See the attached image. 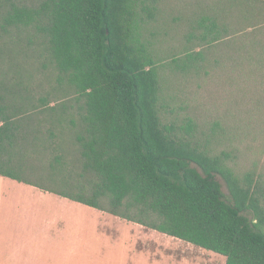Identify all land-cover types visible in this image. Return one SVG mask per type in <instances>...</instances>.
<instances>
[{
	"label": "trees",
	"instance_id": "trees-1",
	"mask_svg": "<svg viewBox=\"0 0 264 264\" xmlns=\"http://www.w3.org/2000/svg\"><path fill=\"white\" fill-rule=\"evenodd\" d=\"M181 2L0 0V176L264 264L262 182L171 107L210 82L264 124V0Z\"/></svg>",
	"mask_w": 264,
	"mask_h": 264
},
{
	"label": "rangeland",
	"instance_id": "rangeland-1",
	"mask_svg": "<svg viewBox=\"0 0 264 264\" xmlns=\"http://www.w3.org/2000/svg\"><path fill=\"white\" fill-rule=\"evenodd\" d=\"M181 1L184 6V2L191 3L193 0ZM172 19L170 17L169 21ZM199 83L181 85L182 89L174 91L171 107L180 112L181 117L188 115L194 118L205 133L214 131L218 149L227 151L233 158L230 166L240 177L251 173L254 182H262L253 184L260 187L263 193L260 196L264 197V124L261 116L254 110L249 114H237L230 108L233 101L230 94H227L230 89L224 90V87H217L210 82L198 86ZM220 183L222 192L227 195L223 181ZM7 211L3 209L1 212L4 214L0 216V264H129L124 253L120 254L104 245L107 236L98 234L97 240L95 239L91 232L94 222L91 219L84 222L85 227L81 231V237L87 243H82L80 249L73 250L58 247L46 237H36L30 230L20 229L19 222L12 220L11 213L8 214ZM248 217L252 218L253 215L249 214ZM109 240L112 241L113 238ZM138 247L140 251L153 249V245L149 243H142ZM167 250L164 254L174 259L172 264H225L222 257L204 251L197 255L193 248L194 252H188L184 247L179 249V246L171 245ZM161 261L166 262L160 260L159 264Z\"/></svg>",
	"mask_w": 264,
	"mask_h": 264
},
{
	"label": "crops",
	"instance_id": "crops-1",
	"mask_svg": "<svg viewBox=\"0 0 264 264\" xmlns=\"http://www.w3.org/2000/svg\"><path fill=\"white\" fill-rule=\"evenodd\" d=\"M3 209L9 210L7 213H11V218L16 223L19 222L20 229L30 230L36 237H46L58 247L73 250H78L82 243H87L82 238L81 231L85 227L84 222L91 219L94 221L91 232L95 239L97 240L98 234L107 236L104 245L110 250L124 253L129 264H159L160 260L166 261H161L160 264H172L174 259L165 255L167 247L171 245L179 246V249L184 247L188 252L195 250L197 255L203 251L214 254L108 213L0 176V216L4 214L1 212ZM18 231L27 234L25 231ZM109 238L113 240L110 241ZM142 243L152 244L153 249L138 250Z\"/></svg>",
	"mask_w": 264,
	"mask_h": 264
}]
</instances>
